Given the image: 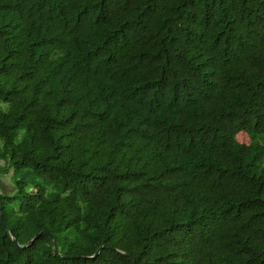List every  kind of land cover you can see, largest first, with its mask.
Returning a JSON list of instances; mask_svg holds the SVG:
<instances>
[{
	"label": "trees",
	"instance_id": "obj_1",
	"mask_svg": "<svg viewBox=\"0 0 264 264\" xmlns=\"http://www.w3.org/2000/svg\"><path fill=\"white\" fill-rule=\"evenodd\" d=\"M8 170L0 264H264V0H0Z\"/></svg>",
	"mask_w": 264,
	"mask_h": 264
},
{
	"label": "rangeland",
	"instance_id": "obj_2",
	"mask_svg": "<svg viewBox=\"0 0 264 264\" xmlns=\"http://www.w3.org/2000/svg\"><path fill=\"white\" fill-rule=\"evenodd\" d=\"M236 140L241 143H248L249 136L244 132H238L236 134ZM11 170H8L5 174H0V188L3 189L4 193H11L14 189L10 183Z\"/></svg>",
	"mask_w": 264,
	"mask_h": 264
},
{
	"label": "water",
	"instance_id": "obj_3",
	"mask_svg": "<svg viewBox=\"0 0 264 264\" xmlns=\"http://www.w3.org/2000/svg\"><path fill=\"white\" fill-rule=\"evenodd\" d=\"M0 223L3 224L2 219H1V214H0ZM45 233H46L45 231L37 232L36 234H34V235L30 238L29 243H31L35 238H37V237L40 236L41 234H45ZM12 241H13L16 245H18V244L16 243V240H15L13 237H12ZM50 243H51V248H52L53 253H55V254H57V255H59V256L67 257V256H64V255L59 254V253L56 251V248H55V246H54V244H53L52 238H50ZM100 248H101V246H99V247L95 250L94 255L98 252V250H99ZM92 256H93V255H92Z\"/></svg>",
	"mask_w": 264,
	"mask_h": 264
}]
</instances>
